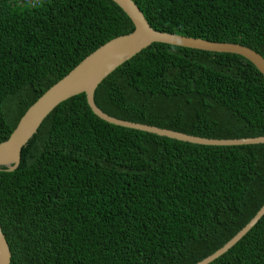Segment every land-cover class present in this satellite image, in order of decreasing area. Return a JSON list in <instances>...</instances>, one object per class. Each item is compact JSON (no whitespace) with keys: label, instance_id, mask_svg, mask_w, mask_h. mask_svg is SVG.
I'll use <instances>...</instances> for the list:
<instances>
[{"label":"trees","instance_id":"trees-1","mask_svg":"<svg viewBox=\"0 0 264 264\" xmlns=\"http://www.w3.org/2000/svg\"><path fill=\"white\" fill-rule=\"evenodd\" d=\"M157 31L264 57V0H133ZM135 27L112 0H0V144L86 57ZM108 115L209 139L264 137V76L246 58L154 43L95 93ZM264 206V144L196 145L60 104L0 167L11 264H197ZM211 264H264V217Z\"/></svg>","mask_w":264,"mask_h":264},{"label":"water","instance_id":"water-1","mask_svg":"<svg viewBox=\"0 0 264 264\" xmlns=\"http://www.w3.org/2000/svg\"><path fill=\"white\" fill-rule=\"evenodd\" d=\"M132 21L131 34L117 37L86 57L76 68L43 94L25 113L8 140L0 144V167L17 170L22 151L38 133L46 118L63 102L85 94L93 114L111 125L151 133L180 142L204 146H250L264 144V137L242 139H209L134 123L112 117L101 110L95 93L102 82L120 66L154 43L190 48L214 53L235 54L250 61L264 76V57L257 51L235 43H219L153 29L133 0H112ZM264 217V206L255 217L227 244L197 264H211L235 247ZM12 252L0 225V264H11Z\"/></svg>","mask_w":264,"mask_h":264},{"label":"built area","instance_id":"built-area-1","mask_svg":"<svg viewBox=\"0 0 264 264\" xmlns=\"http://www.w3.org/2000/svg\"><path fill=\"white\" fill-rule=\"evenodd\" d=\"M26 4H37L39 0H25Z\"/></svg>","mask_w":264,"mask_h":264}]
</instances>
